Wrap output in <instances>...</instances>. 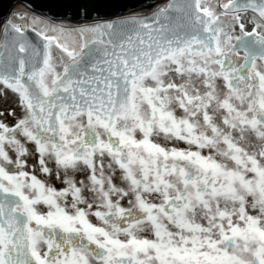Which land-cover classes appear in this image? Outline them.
<instances>
[{
  "label": "snow or ice",
  "instance_id": "snow-or-ice-1",
  "mask_svg": "<svg viewBox=\"0 0 264 264\" xmlns=\"http://www.w3.org/2000/svg\"><path fill=\"white\" fill-rule=\"evenodd\" d=\"M0 97V264H264V0L14 12Z\"/></svg>",
  "mask_w": 264,
  "mask_h": 264
},
{
  "label": "water",
  "instance_id": "water-1",
  "mask_svg": "<svg viewBox=\"0 0 264 264\" xmlns=\"http://www.w3.org/2000/svg\"><path fill=\"white\" fill-rule=\"evenodd\" d=\"M160 0H0V19L8 15L14 4H22L30 11L53 17H107L132 12Z\"/></svg>",
  "mask_w": 264,
  "mask_h": 264
},
{
  "label": "rangeland",
  "instance_id": "rangeland-1",
  "mask_svg": "<svg viewBox=\"0 0 264 264\" xmlns=\"http://www.w3.org/2000/svg\"><path fill=\"white\" fill-rule=\"evenodd\" d=\"M150 6H146L144 8H141V9H138V10H135L136 12H147V11H150L151 9L149 8ZM29 12V13H35V12H32L30 11L28 8H26L24 5L22 4H14L13 7L11 8L10 12L8 13V16L11 15L12 13L14 12ZM38 14V13H36ZM6 16V17H8ZM3 106H4V100L2 97H0V111L3 110ZM11 121V118L9 117V122ZM41 207V206H40Z\"/></svg>",
  "mask_w": 264,
  "mask_h": 264
},
{
  "label": "flooded vegetation",
  "instance_id": "flooded-vegetation-1",
  "mask_svg": "<svg viewBox=\"0 0 264 264\" xmlns=\"http://www.w3.org/2000/svg\"><path fill=\"white\" fill-rule=\"evenodd\" d=\"M166 2L167 0H160V1L153 2L149 5L150 6L149 8L151 9L152 7H155L156 5L164 4ZM41 209L46 210V209H43V206H41Z\"/></svg>",
  "mask_w": 264,
  "mask_h": 264
},
{
  "label": "bare ground",
  "instance_id": "bare-ground-1",
  "mask_svg": "<svg viewBox=\"0 0 264 264\" xmlns=\"http://www.w3.org/2000/svg\"><path fill=\"white\" fill-rule=\"evenodd\" d=\"M34 12V11H33ZM35 13H37V12H35ZM39 14V13H38ZM8 16V15H7ZM6 17V16H5Z\"/></svg>",
  "mask_w": 264,
  "mask_h": 264
}]
</instances>
